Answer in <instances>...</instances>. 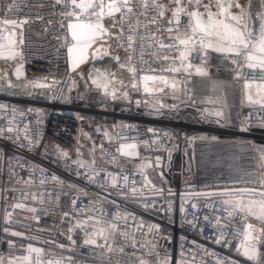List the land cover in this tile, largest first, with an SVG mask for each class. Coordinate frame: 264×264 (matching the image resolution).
Listing matches in <instances>:
<instances>
[{"label": "built area", "instance_id": "1", "mask_svg": "<svg viewBox=\"0 0 264 264\" xmlns=\"http://www.w3.org/2000/svg\"><path fill=\"white\" fill-rule=\"evenodd\" d=\"M128 4L131 12H116L113 42L125 63L123 88L137 100L146 77L165 76L175 67L173 55L182 48L175 38L188 31V17L181 12L180 24H169L172 15L161 17L153 2L147 8L141 0ZM181 6L191 12L193 0H181ZM244 9L255 40L264 0H249ZM72 11L70 0H0V34L15 28L20 36L17 53L0 48V264L12 232L46 240L63 264H264V221L234 210L219 195L264 192L259 145L250 132L192 136L189 163L182 151L190 129L185 122L176 126L141 114L108 131L90 118L84 130L69 111L1 89L24 78L64 85L68 25L76 22L68 15ZM6 20L26 22L13 27ZM231 57L198 41L188 64L229 67ZM253 76L264 77V71L244 65L237 80L264 82ZM115 90L107 85L104 93L114 100ZM237 120L245 127L264 126V103L239 105ZM88 146L95 149L90 155ZM249 225L252 238L246 239ZM242 243L255 244L254 259L238 251Z\"/></svg>", "mask_w": 264, "mask_h": 264}, {"label": "rangeland", "instance_id": "2", "mask_svg": "<svg viewBox=\"0 0 264 264\" xmlns=\"http://www.w3.org/2000/svg\"><path fill=\"white\" fill-rule=\"evenodd\" d=\"M109 1L111 0H102L105 6L110 3ZM152 2L153 0H150L148 3L152 5ZM154 2L156 5L164 6V15H172V10L177 8V4L171 2V0H154ZM203 2L206 5V3L211 4L215 0H201L202 4ZM224 2H228V0H224ZM235 2H239L244 9L249 0H235ZM201 3L196 5L193 0L191 11L198 10L204 13L205 9L202 8ZM157 8L160 11L159 7ZM211 10L213 12L217 11L216 8H211ZM104 11L107 13V7H105ZM230 11L232 14L237 15L236 9L231 8ZM238 12L240 14V10ZM101 22L103 28L107 31L98 35L91 43V46L87 49L86 59L73 67L72 57L69 54L68 73L63 86L41 82L40 85H43V87H39L24 78L22 83L11 87L3 86L1 89L7 94L16 97H25L33 101L43 102L51 107L69 111L70 114L77 116L84 130L88 129L87 124L90 118L99 119L108 130L118 129L132 116L141 114L145 117L166 119L176 126L178 122H185L190 125V129L187 131L188 140L182 144V151L185 153L189 163L191 162L189 140L192 136H236L242 132H250L254 135L259 145L258 163L260 171L264 175V133H262L264 126L245 127L240 125L237 120V108L239 105L244 103H264V82L237 80L242 67L244 65L247 66L243 56L231 54L229 67H221L218 62L210 61L205 66L198 67L206 73L201 75L197 73V67H189L186 56L184 59L180 58L182 47L173 55L175 65L173 69L176 70L172 69L165 76L149 79L148 84L144 86V95L137 98V100L133 98L131 100L129 99V94L123 88L127 82V77L124 74L125 63L120 62L117 58L113 42L119 32L116 12L112 15L106 14ZM69 34L70 48L73 46L74 41L70 30ZM189 35H191L190 30L179 37L185 38ZM197 40L199 41L198 37L188 46H196ZM19 42L18 29L11 28L0 34V46H2L0 48L7 50V52L17 53ZM207 43L208 41L205 40L206 49L230 55V53L219 52L213 48L206 47ZM181 62H185L191 72H186L181 68L179 71L178 67ZM192 70H194L195 74ZM15 72L17 73V70ZM19 75H21V72H19ZM183 75H188V77L186 78ZM192 75L208 77L207 81L210 82V86L201 91L208 92L204 97L211 100H202V94L198 93L195 86L191 84L190 76ZM93 79H98L101 83H105L108 86L116 87L113 92L115 95L114 100H110V97L104 93V88H99L93 84ZM223 86H225L226 90L222 88ZM151 89L153 90L151 91ZM221 92L228 100H220L219 94ZM234 94L238 97L237 100H232ZM241 97L243 100H241ZM216 113H220V115H216ZM176 126L174 127L175 145L179 144L180 140ZM86 150L90 155L91 151L95 149L88 146ZM231 193L233 195H224V200H242L244 204H247L249 200L258 201L261 199L259 195H249L246 192L243 194ZM250 216L257 219L254 215ZM11 234L12 237L9 239L3 264H49V262H52V264H56V262L63 264L58 254L54 252L53 246L46 240L34 238L20 232H12ZM30 247L40 249L41 252L39 254L29 252ZM25 257H28L29 260L25 261Z\"/></svg>", "mask_w": 264, "mask_h": 264}, {"label": "snow or ice", "instance_id": "3", "mask_svg": "<svg viewBox=\"0 0 264 264\" xmlns=\"http://www.w3.org/2000/svg\"><path fill=\"white\" fill-rule=\"evenodd\" d=\"M57 3H60V0H56ZM177 4V8L172 10V20H169L168 23L171 24L173 20L177 25L180 24V13L183 12L185 16L188 17L185 28L190 30L191 35L180 38L177 36L175 39L179 41V44L184 45L185 48L193 42L195 38H199L201 46H205V40L208 41L206 47L213 48L215 51L230 53L234 56H243L246 64L250 68L259 67L264 71V15H261L259 19L261 20L259 31L256 33V39L253 40L254 30L249 29L248 24L245 20V17L248 16V13L245 9L241 8L240 14L234 15L231 13L230 9L232 7L240 8V5L235 2V0H228L227 4L224 3V0H215L216 12L211 10V5H204L205 12L201 13L198 10H193L188 12L186 7L181 6V0H171ZM196 5H200L201 0H194ZM71 6L73 8L72 12H69V16L75 18V23H70L68 28L71 31V37L74 41L72 47L68 49L70 56L72 57L73 67L82 63L87 57V49L91 46V43L95 38L105 33L107 30L103 28L102 19L107 15H112L115 12H119L121 7H125L129 12L132 11V8L128 4V0H122V3H117V0H111L106 6L103 4L102 0H70ZM159 7V15L164 16V6L155 5ZM107 7L108 11L105 13L104 9ZM144 7H148V0H144ZM79 10V11H76ZM206 17V18H205ZM249 18H251L249 16ZM17 24L16 21H4L5 24H11L13 27L21 26L22 23ZM153 23H155V18H153ZM170 32L171 28L168 29ZM132 38L129 37V40ZM162 47L164 45H161ZM2 47V46H0ZM172 47V45H168ZM186 52L180 53V58L184 59ZM11 58H14V54ZM168 57H165L167 59ZM191 65H189L190 67ZM176 70V69H173ZM130 71H134L130 69ZM197 73L205 75L201 69L197 68ZM17 75H19V69H17ZM147 79H155L152 77H146ZM166 83V81H164ZM93 84L99 88H107L105 83H101L98 79H93ZM43 87V85H37ZM220 115V113H216ZM2 131V130H0ZM8 131H12L11 128ZM151 131V129H150ZM83 166V165H82ZM53 179H56L53 177ZM135 191V189H133ZM240 192H246L249 195H259L260 200H249L247 204H244L242 200H225L224 204H233L234 210H239L241 212H247L249 215H254L257 219L264 221V192H256L252 189H241ZM211 195V194H210ZM219 195L230 196L233 195L231 192L219 193ZM16 207H22V205H16ZM246 239L252 238L251 226L249 225L245 229ZM90 241H86L89 243ZM219 242V240L217 241ZM243 248V254L249 259H254L256 257L255 244L245 245L241 244L238 247ZM29 252L40 253V249L29 248ZM25 261H28L29 258L25 257ZM52 264V262H49ZM59 264V262H56ZM164 264H167L165 261Z\"/></svg>", "mask_w": 264, "mask_h": 264}, {"label": "crops", "instance_id": "4", "mask_svg": "<svg viewBox=\"0 0 264 264\" xmlns=\"http://www.w3.org/2000/svg\"><path fill=\"white\" fill-rule=\"evenodd\" d=\"M142 1H144V0H142ZM109 2H111V1H109ZM148 2H150V0H148ZM224 3L227 4V2H224ZM236 3H238L240 5L239 2H236ZM204 5H205L204 2H203V4L201 3V6H202L203 9H205L204 8ZM206 5H211V8H216L215 7V2H213L211 4L206 3ZM241 8H242L241 5H240V8H237L235 6L232 7V9H236L237 10V13H236L237 15L239 14L238 11L241 10ZM71 23H75V22H71ZM182 47H183V49L181 50L182 52H187V53L189 52L188 54H186L187 59H189L191 53L194 51L195 46L194 47L193 46H187V48H185V46L182 45ZM180 68L182 70H185L186 72H189L190 71V70H188L187 64L185 62H181V65L178 67L179 71H180ZM192 72L194 73V70H192ZM190 77H191V80H192L191 81V84L193 86H195V89L198 91V93H201L202 94V100H211V99H206L204 97V96H206V94L208 92L201 91V90H205L206 88H208L210 86V82L207 81L208 77L207 76H193V75L190 76ZM222 88L225 89V86H223ZM219 96H220V100H228L225 95H222V92L219 94ZM237 99H238V97L236 96V94H234V97H232V100H237ZM241 100H243L242 97H241ZM247 104H252V103H247ZM108 113L111 114L110 111H108ZM107 130H108V128H107ZM114 130H116V129H110L108 131H114ZM262 131H263L262 133H264V130H262ZM98 163H99V165H102L103 164V160L100 158L99 161H98Z\"/></svg>", "mask_w": 264, "mask_h": 264}, {"label": "bare ground", "instance_id": "5", "mask_svg": "<svg viewBox=\"0 0 264 264\" xmlns=\"http://www.w3.org/2000/svg\"><path fill=\"white\" fill-rule=\"evenodd\" d=\"M112 65V64H111ZM99 70V69H98ZM17 75V73H15ZM99 76V75H98ZM254 80H261L264 81V77H258V76H253L252 77Z\"/></svg>", "mask_w": 264, "mask_h": 264}]
</instances>
